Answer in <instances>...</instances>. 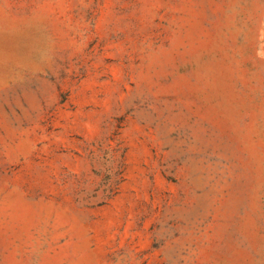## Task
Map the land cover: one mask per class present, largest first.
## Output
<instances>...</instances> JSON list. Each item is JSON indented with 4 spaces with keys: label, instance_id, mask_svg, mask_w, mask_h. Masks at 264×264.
<instances>
[{
    "label": "rangeland",
    "instance_id": "1",
    "mask_svg": "<svg viewBox=\"0 0 264 264\" xmlns=\"http://www.w3.org/2000/svg\"><path fill=\"white\" fill-rule=\"evenodd\" d=\"M0 264H264V0H0Z\"/></svg>",
    "mask_w": 264,
    "mask_h": 264
}]
</instances>
